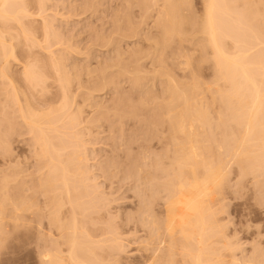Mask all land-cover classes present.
Listing matches in <instances>:
<instances>
[{"label":"bare ground","instance_id":"obj_1","mask_svg":"<svg viewBox=\"0 0 264 264\" xmlns=\"http://www.w3.org/2000/svg\"><path fill=\"white\" fill-rule=\"evenodd\" d=\"M28 1L0 0V145L7 144L9 137L7 135L14 133L18 125L22 128L21 123L33 137L38 170L43 174L38 179V182H40L34 187L36 188L37 185L41 184L42 186L40 185L41 187L38 186L39 188L36 189L40 192L43 187V192H41L44 196L40 193L45 198L44 201L42 200L43 203L41 202L42 205H38V213L41 215L38 220L41 229L39 236L40 264H109L111 260L107 263L105 254L109 257L115 256L117 254L115 251L122 252L123 247L122 245H116L119 244L118 238L115 236L116 232L110 230L112 226L108 222H106L108 224L106 227H111L103 228L98 221L94 220L97 218L92 217L93 214L98 215L99 207L97 208V206L101 208L104 202L101 205L102 199H97L99 203L98 201L94 203V197L92 196L93 199L90 198L89 193H92L90 190L92 188H86L85 181H88L86 177V180L84 179L86 172L84 173L82 165L78 164L82 161V157H79L81 149L76 148L78 146H76L74 140L80 136L81 130L74 131L77 127H80L79 125H82L80 124L81 107L79 112H70V100L67 97V91L72 79L70 78V80L67 77V71L63 70L61 57H52L51 69L53 68L52 71H55L58 76L57 80L63 93L61 98L63 101L60 100V102H57L58 105L55 106L53 98L47 97L51 89L48 83L52 77L45 71L44 67L42 68L47 73L38 66L40 65L38 59L30 53L31 49H36L41 42L34 40L35 37L33 39L36 32L31 28L33 15L29 13ZM45 1L34 0L38 5L39 13L44 11L45 4L43 2ZM189 1L164 0L163 4L158 7L160 11L158 12L156 24L160 21L158 25H161V30L160 27L158 28L161 32L160 41L158 42L165 48L169 46L175 37L178 41H181L185 32H187L186 26L188 28L191 24L196 23L197 31L195 29L194 31L199 32L202 37L204 36L205 41L202 40L205 42L204 50L206 49L205 45L209 46L208 48L211 49L213 55L212 62L214 63L215 87L217 89L212 95V99L220 104V110H216L220 113L215 115L218 117L219 123L215 124V120H212L213 117L206 116L209 115L206 114L209 109L208 105L204 104L208 108H205L206 113L204 108L202 110L203 102L199 100L201 108H199L200 105H197L198 95L196 93L198 92L195 93V91L200 90V85L198 86L196 82H189L190 84L187 85L186 83H177L168 76L169 83L167 87L165 86L167 98H164L166 101L164 100V103L160 102L161 104L158 107L162 113L161 122L166 125V134H171L170 137L173 141L170 140V142L174 143V146L171 147L174 149H171L174 157L171 159V165H165L169 168L163 166L165 168L163 170L160 167V171L162 169L166 177L169 178L168 182L162 180L166 178L164 173L163 176L160 175L159 177V180L160 178L162 180H160L161 182H166H163L165 183L162 187L164 191L160 190L161 194L159 195H163L162 192L167 195L166 198L160 196L163 198V202H166L163 208L160 207L161 205H156L157 208L159 207L158 209H162H160V213L156 212L157 208L153 212L150 211V207L146 205L151 198V204L154 203L152 202L154 200L152 196L156 197L155 200H160H158L159 195L155 196L157 191L153 194L152 192L148 193V190L145 189L138 190V193H140V190L142 193L146 191L145 195L148 194L149 198L152 194L150 199L147 198L149 199L147 203L145 200L143 201L146 203L143 208L147 207L146 209L153 213H151L152 218L148 221L150 223L149 230H151V232L148 230L150 232L148 233L149 241L144 248L147 255H145V259L141 264H262L263 262L257 260L260 256L256 257V254H253L254 256H251L249 260H246L248 258L243 260V257L242 260L238 259L236 251L239 247L236 248L237 244H233L232 238L230 237V240L227 236V226L223 223L224 219L222 220L220 217L225 213H222L226 208H224V202L227 198H225V195L227 196L225 189L228 186L226 183L231 178L229 172L233 171V169L231 170L232 166V168L234 166L238 168L237 174H239L236 175V181L238 179L246 181L248 180L247 177L250 176L254 177L252 179L254 184L260 185V182H256L255 179L264 178V9L259 7L260 1H262L261 5L264 0H258L259 2H256V0H253V2L251 0H201L204 14L202 15L203 18L198 20L200 21L198 23L194 21V18L187 17V14L183 12L185 10L183 6H187L190 3ZM141 4L146 11H144L145 14H149L153 6L159 5L158 0H142ZM45 23L43 25L45 42L50 44V38L58 37V35L53 32L48 23H46L47 25ZM18 46L28 50V53L26 52L28 55H25L27 60L23 64L22 70L24 90L27 92L26 94L29 93L28 96L31 93L33 98L38 99L37 109L32 106L33 103L31 105L29 99H25L27 98L26 95L23 94L25 98L22 97L23 101L21 100L20 95L22 94L20 93H24V91L19 92L20 86L16 83L20 80L16 81L11 76L10 60L15 54V48ZM48 48L50 50V47ZM188 64L190 65L189 62ZM48 69L50 68L48 67ZM219 82L222 83L217 85ZM102 84L105 87L108 82ZM16 85L19 87L17 88ZM98 85H94L95 90L99 87ZM43 98L46 99L45 104H43ZM10 107L15 109L13 111L15 116H9L8 108ZM157 117L159 118V115ZM209 117L210 121L208 120ZM197 122H200V128ZM210 122H213L212 126ZM194 123L198 126H194ZM207 125L212 129L214 128L216 132H214L215 130L213 132L209 131L210 128ZM70 130H74V134ZM78 131L80 133L77 136ZM169 146L168 155L167 153L166 155L170 158ZM5 147L8 146L5 145ZM7 149L4 152L8 153L9 150L7 151ZM141 167L143 166L135 167V170L137 168L136 177L139 181L144 179L142 175L144 172L142 171L151 174L148 170H143L144 167ZM110 171H113V169H110ZM3 173L5 174V171ZM153 175L151 174V177L145 176L144 173L146 182L143 185L146 186L150 181L152 182V178L155 176ZM129 176L131 175L129 174ZM10 178L6 175L0 178V239L6 234L8 225L16 226L19 224L21 213L32 211L36 206L31 202L33 199L27 200L28 197H25L26 195L21 191L24 185L20 187L21 189H16L18 186L12 187L11 182L13 181ZM227 178L229 179L226 182ZM155 180L158 187L161 182H157L158 178ZM239 180L237 184L240 183ZM263 181L261 180L262 185L264 184ZM242 182L245 183L241 181V184ZM155 183L151 188L161 189V186L159 188L155 187ZM231 184L229 183V187H232ZM237 184L236 186L239 185ZM241 184L237 189L243 188L241 186L245 185ZM137 188L141 187L138 186ZM36 189L37 192L35 193H38ZM94 189V192L98 191ZM241 191L242 189L240 193ZM263 191L264 189L261 193ZM40 193H38L39 196ZM27 202L31 203H28L31 206H27ZM163 202L160 204H164ZM66 206H69L67 213L64 212ZM153 207L151 205V208ZM139 208L138 211H140ZM143 210L140 212L145 215ZM143 214L142 217L146 218H144L146 222H143L142 218V223L148 228L149 225L147 224L149 223L147 220L149 217L146 216H149V214L145 216ZM158 214L162 216L160 217ZM154 215L159 216L158 220ZM221 220L223 221L222 225ZM96 223H98V227H96ZM93 225L98 232L94 233V231L92 233ZM89 226L92 230L89 229ZM44 227L48 228L51 233L50 237L47 236L50 239L46 237ZM248 232L249 229L247 228L246 233L248 234ZM49 240L52 241L51 244ZM1 246L0 242V248ZM254 257L256 258L253 259ZM262 257L259 259L263 260L264 257ZM112 261L115 260L112 259Z\"/></svg>","mask_w":264,"mask_h":264},{"label":"rangeland","instance_id":"obj_2","mask_svg":"<svg viewBox=\"0 0 264 264\" xmlns=\"http://www.w3.org/2000/svg\"><path fill=\"white\" fill-rule=\"evenodd\" d=\"M163 1L158 0L159 5L153 6L149 14H145L146 11L141 6L142 0H46L43 2L45 4L44 11L40 13L38 12L39 8L36 2L34 0L28 1L29 13L33 15L31 28L36 32L33 39L35 37L34 40L41 42L36 49H31L33 52L31 51L30 53L38 59V64H40L38 66L44 67L45 71L51 76L48 75L52 77L48 83L51 89L47 97L53 98L55 106L58 105L57 102H60V100L63 101L61 99L63 93L57 80L58 76L55 71H52L53 68L51 69L52 57H61L63 70L65 69L67 77L72 79L67 91V97L70 100V112H79L81 107V117H79L81 118L80 124L82 125H79L80 127H77L75 131L73 130L74 132H77L78 129L81 130L80 136H78L80 133L78 131V138L76 136L77 139L74 140L76 146H78L76 148L78 150L81 149L79 157H82V161L78 164H81L82 166H80L84 170V173L86 172L84 175V179L86 177L88 180L87 182L85 181L86 179L84 180L85 184H87V186L85 185L86 188H92L90 190L94 193H89L90 198L93 199L92 196L94 197V203L100 199L103 200H101L100 204L104 202L100 208V206H97L98 201L96 205L97 208L99 207L98 215L93 214L92 217L99 219L94 220L98 221L103 228L108 224L111 225L112 228L110 230H115V236L118 238L115 237L119 243L116 245H122L123 247L121 249L122 252L117 250L121 253L115 251L117 253H114L117 257L113 255L115 259L113 256L109 257L105 254L106 262L111 260L109 264H141L144 261L145 255H147L144 252V248L149 241L148 233L151 232L148 221L152 218L151 215L155 211L154 209L159 205L163 208L166 203L163 202V198L161 197L164 196L166 198L165 196L167 195H164V192H162L163 195L159 194H161L160 190L164 191L162 187L169 180L163 170L169 168L165 167V165L169 166L172 164L171 159L174 157V149L171 147L174 146V143H171L173 141L171 140L172 137H170L171 134H166V125L161 122L162 113L158 105L164 103V100L167 98L165 86L167 87L169 83L168 76L173 81L182 84L186 83V85L196 82L198 86L200 85V90L195 91V93L198 92L196 93L198 95H196L197 105H200V101L203 102L202 110L204 108L205 111V108L208 107V113L206 111L205 113L209 114L206 116H211V118L220 113L216 112V110H220V104H218V101L215 102L212 99V95L217 89L215 87L216 78L214 63L212 62V51L207 45H205L206 49L204 50V36L202 37L199 32L196 33L194 31V29H197L196 23L191 24L192 27L189 25L190 27L187 28L186 26L187 32H185L181 41H178L175 37L169 46L165 48L158 42L161 36V25H158L160 21L156 24V19L160 11L158 7L163 4ZM251 1L253 2V0ZM259 1L256 0V2ZM189 2L187 6H183L186 11L181 9L184 14H187V17L194 18L195 20H192L198 23L200 22L198 20L203 18V3L201 0H190ZM260 3L259 7L264 9V2L261 5ZM184 14L183 16H185ZM45 21L52 27L53 32L58 35V37L50 38V44H48L49 42L47 44L45 42V32H43ZM157 43L159 44L157 45ZM45 46L47 48L50 47V50ZM22 48V46L16 47L14 57L12 56L10 60L12 63H10V68L12 69V71L10 70L12 72L11 76L16 81L20 80V82H13L18 83L17 85L20 86L16 85L17 88L19 87V92L24 91V93H20L22 94L20 95L21 100L23 101L22 97L25 98L24 95H26L27 98L25 99H29L28 101L31 105L33 103L32 106L38 108V99L33 98L31 93L28 96L29 93L26 94L27 92L24 90L22 70L23 64L27 60L25 59V55H28V50ZM50 64L51 66H49ZM104 82H108L105 87L102 84ZM221 83L219 82L217 85ZM95 84H99L96 90ZM101 87L103 90H101ZM98 89L100 90L98 91ZM45 98H43V104H45ZM53 103L52 105H54ZM216 103L219 105L218 109ZM204 104L208 106L206 107ZM10 108H8L9 116H15L13 113L15 109ZM199 108H201V105ZM157 115H159V118ZM213 118L212 120H215V124L219 123L218 117H216L217 120ZM210 123H212V126L213 122ZM21 125L22 128L18 125L16 126V131L10 133L12 134L11 137L10 134L7 135V137L9 136L7 144H3L4 146L0 145V178L4 175L11 177L12 179H10L13 181L11 182V186H18L16 189H21L20 187L24 185L21 191L26 195L25 197H28L27 200L33 199L31 202H33L32 204H36V206L32 211L21 213V220L18 225H8L6 227V234L0 239L2 245L0 248V264H40L39 236L41 229L39 228L38 220L41 215L38 213V205H42L45 198H43L44 194L42 193L43 187L42 190L40 189L43 196L36 189L41 184L37 185L36 188L34 186L40 182H38V179L43 174L38 170L39 166L38 160L36 161V149L33 145V137L22 123ZM196 125L194 123V126ZM214 127L216 128V126ZM208 130L213 132L215 129L210 128ZM70 131L73 132L72 130ZM67 133L69 132L67 131ZM5 145L8 147H5ZM168 146L170 147L169 152L173 155H170V158L167 156ZM6 149L7 151L9 150L8 153L4 152ZM141 165L144 167H141L143 170H148L158 178L157 182H161L162 180H166V182H161L157 187L155 183L156 178L154 179L155 176L153 175L152 182L153 180L154 182L150 181L149 183L147 181L149 184L143 185L146 182L144 173L145 176H150L151 174L149 175V173L142 171L144 172L142 175L145 181L144 179L139 181L136 177L137 168L135 170V167H140ZM160 167L164 169L160 171ZM232 167L231 170L233 169V171L229 172L232 180L228 176L230 179L227 178L226 182L228 179L229 181L228 183L225 182L228 185L225 189V192H227L225 198H227L224 202V208H226L222 207L225 210L222 213H225L220 217L222 220L224 219V222L221 220V225L223 222L227 226V236L229 239L230 237L232 238L233 244H237L236 248L239 247V250L237 249L236 251L239 260L246 258H248L246 260H249L255 254L256 257H264V191L261 193L264 189V184L262 185L261 180L263 181L264 178L261 177L262 179L260 178V180L255 179L256 182H260V185L258 183L256 185L252 180L254 177L249 176L246 181L238 177L241 181L245 182L241 184V181L238 179L240 181L238 184L245 185L241 186L243 188L237 189L239 186L237 184L238 180L236 181L239 174H237L238 168L236 167L237 170L235 171V166V169ZM110 169H113V171L109 172ZM3 171H5V174ZM163 173L166 178L162 180L160 178V181L159 177L160 175L163 176ZM154 183L155 187L159 188L161 186V189L156 190L154 187L151 188ZM229 183H232V187H229ZM138 186L141 188H137ZM257 186L260 188L263 186V189L261 188L260 191V188L258 189ZM94 188L98 191L94 192ZM150 188L155 190L150 191ZM35 189L38 190L40 196L38 193H35L37 192ZM139 189L148 190V193L157 191V193L155 192V196L159 195L158 200H160H155L156 197L151 194L150 198L152 196L157 201L154 205L155 201L152 200L154 203L151 204L152 198L150 199L148 194L145 195L146 191L142 193L140 190V193H138ZM241 189L242 194L240 193ZM144 200L146 203L147 200L150 202L148 201L149 203L146 204L143 202ZM162 202L164 204H160ZM28 203L27 206H31ZM145 204L150 207L149 209L152 211V214L149 209H146L147 207L143 208V206H146ZM151 205L154 207L151 208ZM138 207H140L139 210L141 212L144 209L145 215L150 213L149 216H146L147 218L149 217L147 220L149 224L146 223L149 225L148 228L142 223L143 213L141 214L138 211ZM68 209L69 206H66L64 212L67 213ZM160 209L156 212L160 213ZM154 216L157 217L156 215ZM159 216L161 217L162 215ZM158 217L156 218L157 220ZM144 218L143 222H146ZM96 227H98V223H96ZM96 227L94 226L92 233L94 231V233L98 232L95 230ZM247 228L249 229L248 234L246 233ZM43 229H45L44 233L46 237H50L51 233L48 228L44 227ZM51 240H49L50 242L48 241L50 244L52 243ZM260 257L257 260L264 263V258L262 257L263 260H260ZM112 259L115 261H112Z\"/></svg>","mask_w":264,"mask_h":264}]
</instances>
